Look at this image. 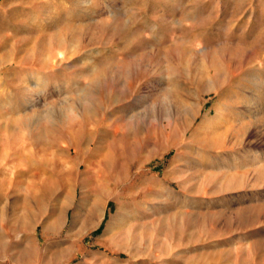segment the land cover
Instances as JSON below:
<instances>
[{"label":"rangeland","instance_id":"rangeland-1","mask_svg":"<svg viewBox=\"0 0 264 264\" xmlns=\"http://www.w3.org/2000/svg\"><path fill=\"white\" fill-rule=\"evenodd\" d=\"M0 264H264V0H0Z\"/></svg>","mask_w":264,"mask_h":264},{"label":"bare ground","instance_id":"bare-ground-1","mask_svg":"<svg viewBox=\"0 0 264 264\" xmlns=\"http://www.w3.org/2000/svg\"><path fill=\"white\" fill-rule=\"evenodd\" d=\"M95 210V208L93 209V211Z\"/></svg>","mask_w":264,"mask_h":264}]
</instances>
